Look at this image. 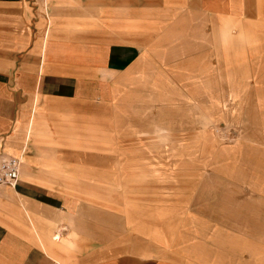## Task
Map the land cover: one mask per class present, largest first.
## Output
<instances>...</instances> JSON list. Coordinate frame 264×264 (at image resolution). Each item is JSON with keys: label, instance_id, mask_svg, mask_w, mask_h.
Returning a JSON list of instances; mask_svg holds the SVG:
<instances>
[{"label": "crops", "instance_id": "1", "mask_svg": "<svg viewBox=\"0 0 264 264\" xmlns=\"http://www.w3.org/2000/svg\"><path fill=\"white\" fill-rule=\"evenodd\" d=\"M20 3L0 0L14 10ZM258 8L257 0H50L41 17L27 6L23 32L8 18L0 26V59L1 52L8 59L0 67V157L21 158L24 168L15 187L0 186V264H208L114 240L107 190L120 177L112 162L89 154L121 120L118 92L143 73L161 41L175 40L177 29L192 34L194 19L200 31L220 17L258 19ZM82 55L89 60L65 59Z\"/></svg>", "mask_w": 264, "mask_h": 264}, {"label": "rangeland", "instance_id": "2", "mask_svg": "<svg viewBox=\"0 0 264 264\" xmlns=\"http://www.w3.org/2000/svg\"><path fill=\"white\" fill-rule=\"evenodd\" d=\"M49 3L0 6V26L14 17L23 32L27 6L41 17ZM257 4L258 19L220 17L202 31L194 19L192 34L177 29L175 40L150 51L143 73L118 92L121 120L89 155L112 162L119 174L107 195L114 240L128 250L264 264V0ZM227 26L235 38L225 35ZM1 53L0 67L8 60ZM39 136L51 140L49 132ZM66 138L77 148L83 143Z\"/></svg>", "mask_w": 264, "mask_h": 264}, {"label": "built area", "instance_id": "3", "mask_svg": "<svg viewBox=\"0 0 264 264\" xmlns=\"http://www.w3.org/2000/svg\"><path fill=\"white\" fill-rule=\"evenodd\" d=\"M21 164L20 158L0 157V186L15 187L18 184Z\"/></svg>", "mask_w": 264, "mask_h": 264}, {"label": "bare ground", "instance_id": "4", "mask_svg": "<svg viewBox=\"0 0 264 264\" xmlns=\"http://www.w3.org/2000/svg\"><path fill=\"white\" fill-rule=\"evenodd\" d=\"M21 159V158H20ZM22 161V160H21Z\"/></svg>", "mask_w": 264, "mask_h": 264}]
</instances>
